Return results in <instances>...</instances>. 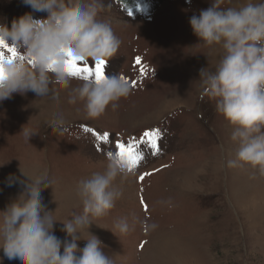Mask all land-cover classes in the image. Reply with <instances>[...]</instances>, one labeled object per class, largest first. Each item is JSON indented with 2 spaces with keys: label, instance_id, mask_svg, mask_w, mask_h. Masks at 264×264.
Returning <instances> with one entry per match:
<instances>
[{
  "label": "rangeland",
  "instance_id": "rangeland-1",
  "mask_svg": "<svg viewBox=\"0 0 264 264\" xmlns=\"http://www.w3.org/2000/svg\"><path fill=\"white\" fill-rule=\"evenodd\" d=\"M210 3L105 0L110 8L101 18L112 22L122 43L104 74L120 73L131 85L115 110L109 106L101 116L86 118L82 104L67 102L65 90L56 101L28 92L0 102V211L20 191L19 185L6 186L9 174L20 175L19 169L33 176L47 173L52 187L42 193L44 203L60 220L54 234L64 240L62 221L83 210L77 181L103 170L115 142L159 128V153L143 149L137 170L115 182L121 192L115 206L89 228L105 255L115 264H264V175L247 164L226 167L237 150L233 126L202 95L198 80L202 67L214 68L219 50L199 44L188 21ZM31 11L22 0H0V23L10 27L14 18ZM45 15L34 13L35 18ZM87 64L94 69L95 63ZM80 82L72 80L73 86ZM57 112L66 121L61 131L50 127ZM24 125L35 133L29 140L21 133ZM103 132L110 142L95 138ZM145 172L151 175L141 181ZM130 214L157 227L145 231L137 225L115 235L114 222ZM82 235L87 238V231ZM77 244L83 248L86 240ZM0 264L17 261L0 250Z\"/></svg>",
  "mask_w": 264,
  "mask_h": 264
},
{
  "label": "clouds",
  "instance_id": "clouds-1",
  "mask_svg": "<svg viewBox=\"0 0 264 264\" xmlns=\"http://www.w3.org/2000/svg\"><path fill=\"white\" fill-rule=\"evenodd\" d=\"M22 2L32 11L14 18L10 27L0 23V44L20 53L14 59L5 54L0 102L28 92L56 101L59 92L65 90L67 102L82 104L86 118L101 116L109 106L115 110L118 101L131 92L130 83L120 73L104 74L100 79L81 78L73 86L75 77L65 63L69 52L81 64L103 60L106 65L117 54L122 41L112 22L101 18L110 5L105 0ZM34 13L46 15L35 18ZM188 22L199 44L219 50L214 68L202 67L198 80L202 95L214 101L216 112L233 126L231 140L237 150L226 167L247 164L264 175V0H211L208 8L193 14ZM65 124L63 114L57 112L50 127L61 131ZM21 133L28 140L35 135L25 125ZM106 160L102 171L77 181L76 194L83 210L62 221L64 240L54 234V225L60 220L48 209L42 195L52 187L48 174L33 176L21 169L20 175L9 174L6 186L19 185L20 191L0 211V250L4 255L17 264H115L89 228L115 206L121 196L115 182L131 172L126 158L112 153ZM137 225L145 231L157 227L130 214L118 218L115 231L110 230L126 235ZM85 230L87 238L82 235ZM81 239L86 240L83 248L77 244Z\"/></svg>",
  "mask_w": 264,
  "mask_h": 264
},
{
  "label": "snow or ice",
  "instance_id": "snow-or-ice-1",
  "mask_svg": "<svg viewBox=\"0 0 264 264\" xmlns=\"http://www.w3.org/2000/svg\"><path fill=\"white\" fill-rule=\"evenodd\" d=\"M0 75L3 73V60L5 57V52L8 53V57L14 59L18 54L17 50L14 47L8 45L0 44ZM69 59L65 62L67 68L71 75L74 77L85 78L90 76H95V78L100 79L104 75L105 62L103 60L95 62L94 69L88 64H81L75 58L71 56L69 52ZM137 65H141V72H144L145 69L142 67V62L139 58L136 60ZM124 78V77H122ZM125 79V78H124ZM126 80V79H125ZM129 82L128 80H126ZM135 82H132V87H135ZM85 132L92 133L93 130L90 128H85ZM162 135V130L159 128L145 130L142 135L139 137H130L127 141H117L114 143L113 151L120 158H126L128 161V170L133 172L137 170L138 166L142 163L144 159L143 149L147 147L150 149L153 155L158 154L160 151V139ZM101 142H110L111 137L108 133H98L95 137ZM113 151H110L108 155L112 154ZM151 175L149 172H145L140 175L139 179L143 181L146 176ZM141 203L144 201L141 199ZM145 210H147V205H144ZM143 247V245H141Z\"/></svg>",
  "mask_w": 264,
  "mask_h": 264
}]
</instances>
